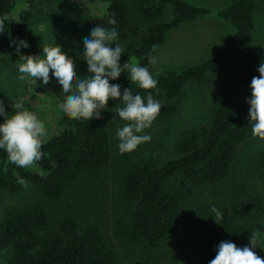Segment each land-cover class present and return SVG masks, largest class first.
<instances>
[{
  "label": "trees",
  "instance_id": "16d2710c",
  "mask_svg": "<svg viewBox=\"0 0 264 264\" xmlns=\"http://www.w3.org/2000/svg\"><path fill=\"white\" fill-rule=\"evenodd\" d=\"M16 19L17 0H0V49L26 40L38 0H25ZM79 27L112 37L127 30L132 44L104 79L121 116L150 122L169 119L185 85L203 82L229 63L234 73L209 125L186 128L176 140L174 158L157 166L142 158L128 164L117 185L112 232L126 243H158L176 230L183 207L195 189L224 181L238 147L264 125V47L253 46L255 18L264 0H231L216 14L234 28L223 45L202 62L165 74L152 72L151 56L165 33L211 12L185 0H67ZM92 4L102 5L93 14ZM169 10V17L164 16ZM132 14L135 25H130ZM263 98H237L245 88ZM29 113L37 95L31 96ZM48 133V132H47ZM46 133V134H47ZM112 156L111 133L103 114L90 105L69 106L47 138H31L14 152L0 135V192L18 195L29 183L44 201L58 202L78 181L104 169ZM31 166L30 167H28ZM264 151L250 157L222 225L197 227L189 246L199 264H257L250 250L256 232L264 235ZM117 251L96 221H80L72 210L45 206H6L0 219V264H116Z\"/></svg>",
  "mask_w": 264,
  "mask_h": 264
},
{
  "label": "rangeland",
  "instance_id": "374dc122",
  "mask_svg": "<svg viewBox=\"0 0 264 264\" xmlns=\"http://www.w3.org/2000/svg\"><path fill=\"white\" fill-rule=\"evenodd\" d=\"M185 1L210 8L211 12L165 33L163 43L155 46L151 56L155 74L206 60L234 32L231 24L216 14L231 0ZM25 7V0H17L12 16L17 19ZM91 7L97 14L102 5ZM168 17L169 10L164 19ZM129 21L135 25L132 14ZM132 42L127 30L112 37L82 30L67 0H38L25 42L16 49H0V135L11 152L31 138H47L64 110L74 105L87 104L99 110L108 122L112 141L109 164L82 177L58 202L44 201L29 183L16 196L0 192V219L9 205L41 203L51 220L56 210H72L80 221L92 220L102 225L108 241L116 248V264H199L189 246L190 234L194 228L225 222L247 160L264 151V125L238 147L232 171L224 181L193 191L173 234L158 243L117 240L110 218L117 206V185L123 169L142 158L157 166L174 158L175 143L182 131L211 123L235 70L233 63L225 64L211 71L201 83L188 82L176 112L167 120H131L120 115L104 79ZM252 44L264 47V15L255 18ZM34 93L37 104L29 113ZM248 97L261 99L263 94L255 88H245L237 102ZM260 223L264 224V219ZM250 250L257 264H264V235L259 231Z\"/></svg>",
  "mask_w": 264,
  "mask_h": 264
}]
</instances>
